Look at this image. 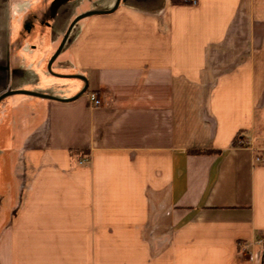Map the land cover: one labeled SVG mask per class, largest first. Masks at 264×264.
I'll list each match as a JSON object with an SVG mask.
<instances>
[{
  "label": "crops",
  "instance_id": "crops-1",
  "mask_svg": "<svg viewBox=\"0 0 264 264\" xmlns=\"http://www.w3.org/2000/svg\"><path fill=\"white\" fill-rule=\"evenodd\" d=\"M117 2L0 0V264H264V0Z\"/></svg>",
  "mask_w": 264,
  "mask_h": 264
},
{
  "label": "water",
  "instance_id": "water-1",
  "mask_svg": "<svg viewBox=\"0 0 264 264\" xmlns=\"http://www.w3.org/2000/svg\"><path fill=\"white\" fill-rule=\"evenodd\" d=\"M119 3H120V0H118L116 6H118ZM94 13H96V12H95V11H90V12L83 13L82 15H80L79 17H77V19L74 21V23H75L77 20H79V19H81V18H83V17L89 16V15H91V14H94ZM74 23H73V24H74ZM67 36H68V33H67V35L65 36L64 40L62 41V44H61L60 48L58 49V51L56 52L54 58H55V57L57 56V54H59V52L61 51L63 45L65 44V41H66V39H67ZM54 58L52 59L51 63L53 62ZM84 91H85V90H84ZM84 91H82V92H84ZM16 92H17V93L34 94V95H39V96H48V95H45V94H41V93H37V92H32V91H24V90H20V91H8V92H5V93H3L2 95H0V101H1L3 98H5L6 96L11 95V94L16 93ZM82 92H81L80 94H82Z\"/></svg>",
  "mask_w": 264,
  "mask_h": 264
},
{
  "label": "built area",
  "instance_id": "built-area-1",
  "mask_svg": "<svg viewBox=\"0 0 264 264\" xmlns=\"http://www.w3.org/2000/svg\"><path fill=\"white\" fill-rule=\"evenodd\" d=\"M183 2L185 3H189V4H197L198 3V0H182ZM88 101L89 103L92 105V106H95V107H98V106H101L103 105V99L100 97V95L95 92V91H91L89 94H88ZM80 164L84 163L85 162V159H82L79 161Z\"/></svg>",
  "mask_w": 264,
  "mask_h": 264
},
{
  "label": "trees",
  "instance_id": "trees-1",
  "mask_svg": "<svg viewBox=\"0 0 264 264\" xmlns=\"http://www.w3.org/2000/svg\"><path fill=\"white\" fill-rule=\"evenodd\" d=\"M196 152H201V151H196ZM208 152H215V151H208Z\"/></svg>",
  "mask_w": 264,
  "mask_h": 264
},
{
  "label": "rangeland",
  "instance_id": "rangeland-1",
  "mask_svg": "<svg viewBox=\"0 0 264 264\" xmlns=\"http://www.w3.org/2000/svg\"><path fill=\"white\" fill-rule=\"evenodd\" d=\"M257 131H258L257 133H258V135H259V134H260V130H257Z\"/></svg>",
  "mask_w": 264,
  "mask_h": 264
}]
</instances>
